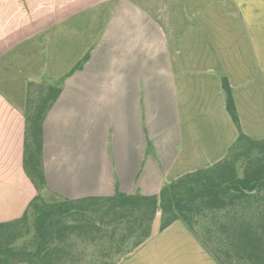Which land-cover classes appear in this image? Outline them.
Listing matches in <instances>:
<instances>
[{
	"label": "crops",
	"instance_id": "0c3cea01",
	"mask_svg": "<svg viewBox=\"0 0 264 264\" xmlns=\"http://www.w3.org/2000/svg\"><path fill=\"white\" fill-rule=\"evenodd\" d=\"M89 54L83 66L70 73ZM264 138V0H0V222L37 191L24 166L30 79L63 80L44 126L49 186L69 198L159 194ZM123 264H217L175 221Z\"/></svg>",
	"mask_w": 264,
	"mask_h": 264
},
{
	"label": "trees",
	"instance_id": "16d2710c",
	"mask_svg": "<svg viewBox=\"0 0 264 264\" xmlns=\"http://www.w3.org/2000/svg\"><path fill=\"white\" fill-rule=\"evenodd\" d=\"M63 87L28 82L23 166L37 193L20 217L0 222V264H121L152 238L158 212L160 230L181 221L217 264H264V138L243 130L227 76L226 108L239 131L227 155L152 195L118 189L73 199L49 186L44 126Z\"/></svg>",
	"mask_w": 264,
	"mask_h": 264
},
{
	"label": "rangeland",
	"instance_id": "374dc122",
	"mask_svg": "<svg viewBox=\"0 0 264 264\" xmlns=\"http://www.w3.org/2000/svg\"><path fill=\"white\" fill-rule=\"evenodd\" d=\"M161 222H162V214L161 212H158L157 214V217H156V220H155V223L159 224L158 227H160L161 225ZM136 253V252H134ZM133 253V254H134ZM133 254L129 255L126 259L123 260V262L121 264H123L127 259H129ZM21 264H28V263H21Z\"/></svg>",
	"mask_w": 264,
	"mask_h": 264
}]
</instances>
